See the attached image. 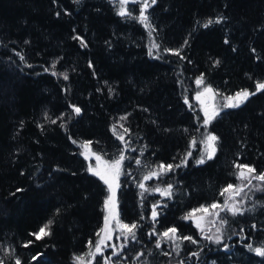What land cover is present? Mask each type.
I'll use <instances>...</instances> for the list:
<instances>
[{"label":"trees","instance_id":"1","mask_svg":"<svg viewBox=\"0 0 264 264\" xmlns=\"http://www.w3.org/2000/svg\"><path fill=\"white\" fill-rule=\"evenodd\" d=\"M118 13L116 0H0V260L73 264L90 251V240L94 246L106 184L88 171L80 142L89 140L107 160L122 151L126 157L118 209L139 227L118 258L142 253L155 264L166 261L168 240L150 234L174 226L179 237L197 241H176V264L192 250L198 255L184 264H264L247 247H264V191L245 195L243 215L221 212L226 250L183 219L192 208L224 202L222 189L238 182L236 164L264 171V91L256 92L264 81V0H157L147 9L150 28L136 9ZM151 40L159 48L149 55ZM201 76L221 97L240 89L256 94L221 107L205 127L194 100ZM207 132L219 138L216 154L196 164ZM161 164L179 167L143 181ZM141 181L151 189L171 184L172 195L142 197ZM49 221L51 234L36 240L32 233Z\"/></svg>","mask_w":264,"mask_h":264},{"label":"snow or ice","instance_id":"2","mask_svg":"<svg viewBox=\"0 0 264 264\" xmlns=\"http://www.w3.org/2000/svg\"><path fill=\"white\" fill-rule=\"evenodd\" d=\"M129 2L130 0H119L120 11L118 14L120 16H125L129 14L125 7ZM131 2L136 3L138 2V0H131ZM156 2L157 0H143L141 4L140 15L138 19L140 20L141 23L145 25V27H148V28L151 27L150 24H148L149 18L145 13L147 9H149ZM214 22L220 23V20L219 19H217L216 21L209 20L204 25V27H207L209 24L214 23ZM149 35L151 36V32H149ZM185 43H187V41H185ZM153 48H159V45L153 42L149 49V55H152ZM166 51H170V52L174 51V54L179 55V50L166 49ZM21 59H23V57H21ZM217 63H219V61H217ZM53 67H55V63L53 64ZM45 71H48V69H45ZM52 74L56 75L55 72H53ZM62 75L64 76V79H68L66 74H62ZM196 83L198 86L203 84V76L197 78ZM261 91H264V82H257L256 92H261ZM256 92H249L247 89L241 90L237 92L234 97L233 96L226 97L225 100L228 102L224 103L222 107L223 108L239 107L242 103H244L249 98V96L255 95ZM205 93L210 94L213 98L216 95V93L210 87H207L204 89L203 93H198L196 98L199 100L201 96L204 95ZM185 102L187 103V98L185 99ZM71 107L73 108V111L77 115H79L81 109L74 105ZM221 110H222L221 107H217L215 105L211 107V110L208 107H205L203 109L204 126L207 127V125L220 114ZM123 119H126V117H121V120ZM52 123H56V121L53 120ZM127 131L128 129H124L125 133ZM113 134L117 135V138L121 140V142L125 143V148L128 147L127 143L124 140V135L116 133L115 126H113ZM218 139L219 138L216 135L211 134V133H208L205 136V139L201 141V143L205 145V155H202L200 159L196 160V164H204L206 162V159L207 160L213 159L217 151L216 142L218 141ZM73 143H75V141H73ZM192 143H193V146H195L196 141L193 140ZM90 145H91V142H86L85 144L81 145V147L86 149V151L82 153V155H84L85 159H89L90 155L94 156L97 164L95 167H93L92 164H89L88 171L91 174L99 177V179L102 180L108 186L109 196L106 198L104 202V207H105L107 214L104 217V226L96 233V236L98 237V239L96 240L94 246H93V242L90 240L88 242V247L90 251L84 255L74 256L73 264H93V261L96 260L98 256H103L104 249L108 247L112 248V253L110 256L104 257L103 264H112L113 257L119 256L122 253V251L128 246L129 239H131L132 241L137 240L136 229L139 227V225L135 222H133L132 224L123 223L119 219L118 213L115 212V188L119 187V185L116 184L115 182L118 180L119 176L121 175L122 163L126 159L123 151L121 152V155L119 156L118 159L109 163L107 161H103L100 155H96L95 153H92ZM188 156H191V152L188 153ZM188 156L185 157V160L182 161V163L187 162ZM136 163L139 165L141 161L137 159ZM174 167H179V165L174 166L171 164L169 165L161 164L158 166L159 168L158 171H153L149 175H145L143 177V181L150 180L153 177H159L171 171ZM235 167L239 169V171L236 173L237 179L242 180V181L246 180L247 181L246 185H244L243 187L234 186L232 184L227 185V187L222 189L220 193L221 196H225L223 205L213 203L212 205L208 207L201 206L200 209H195L193 210L192 213H189L188 215L183 217V219L189 220L193 218L196 212L204 213L203 216L196 218V227L199 228L202 233L205 231L204 222L206 220V217L209 215L213 217H219L220 212H228V213H231L232 216H236L238 214L239 215L244 214L245 209L240 207L239 204H237L234 199L236 196H239L243 192L244 187L252 186L257 191H264V186L260 184H257V185L252 184L253 180L264 182V172L256 174V169L254 167L243 165V164H236ZM143 181H141L138 185L139 188L142 190L141 191L142 197L145 192H153V191L159 192L161 196L171 197L172 187H173L171 184H169L167 188H164V189H161L158 187L155 189H151V188H146L145 183ZM240 203H243V201H241ZM157 207L158 205L152 206L151 218L153 221L156 220V217L158 215L156 211ZM143 218L144 217H142V219ZM113 222H115L114 227H113ZM207 222L214 223V221H207ZM226 222H227L226 220L220 219L219 220L220 226L216 227V232L212 235H207L204 238L209 241H213L214 243H217V244L221 243L223 239L221 230ZM50 224H51V221H49L48 224H45L43 227H41L38 233H32V235L35 236L36 240H41L43 237L49 236L51 234L50 229H49ZM253 228H255V225H253ZM241 232H243V229H241ZM113 233H118V235H116L115 237L117 241H120L122 238V243H120L118 246L115 244L109 243L113 238ZM150 235H159L160 237H163L165 240H169L173 242L180 241L181 239H183V240L191 241L192 243H197V241L194 240L190 236H186L182 238L179 237L177 235V229L175 227L169 228L163 233H159V234L153 231ZM31 243L32 241L28 242V244H31ZM28 244H25V247H27ZM155 246L156 248H160L161 246L160 239H157ZM247 247L251 251H254L258 256L264 257V247L253 248L251 244H248ZM224 248L228 249L229 245L224 244ZM179 249H180V244L175 243V250L179 252ZM165 254L167 255L168 253H165ZM140 255H142V253H137V256H140ZM191 255L197 256L198 253H192ZM85 256L91 257V259L86 261ZM33 259H36V257H33ZM0 264H3V260H0ZM15 264H21V261L17 259L15 261Z\"/></svg>","mask_w":264,"mask_h":264},{"label":"rangeland","instance_id":"3","mask_svg":"<svg viewBox=\"0 0 264 264\" xmlns=\"http://www.w3.org/2000/svg\"><path fill=\"white\" fill-rule=\"evenodd\" d=\"M117 1V6H118V9H119V11H120V4H119V0H116ZM142 2H143V0H138V2H136V3H132L131 2V0H130V2L125 6L126 7V10H127V12H129V11H133L134 9H136L137 11H138V16L140 15V7H141V4H142ZM146 13H147V11H146ZM145 13V14H146ZM148 24H149V20H148ZM154 41L153 40H151V45H152V43H153ZM261 82H264V81H261ZM207 87H210L212 90H213V88L211 87V86H209V85H207V84H205V83H203V84H201V85H199L198 86V89H197V92L195 93V96H194V100L196 101V103H197V105H198V107H199V109H200V111L203 113V115H204V111H203V109L205 108V107H208L210 110H211V107L213 106V105H215V106H217V107H222L223 106V104L224 103H226V102H228V101H226L225 100V98L226 97H229V96H235V94L237 93V92H239V91H241V90H244V89H240V90H237L236 92H233V93H230V94H226V96H223V97H221V96H219L217 93H216V90H213L215 93H216V95H215V97L213 98L210 94H207V93H205L204 95H202L201 96V98L198 100L196 97H197V94L198 93H203L204 92V89L205 88H207ZM116 132L117 133H119L120 134V132H119V130H117L116 129ZM208 133H211V134H214V133H212V132H207L205 135H207ZM215 135V134H214ZM205 139V137L203 138V140ZM86 142H90L89 140H86V141H82V142H80V149L83 151V152H85L86 151V149L85 148H83V147H81V145H83V144H85ZM90 148H91V152L92 153H95L96 155H100L101 157H102V160L103 161H107V162H109V163H111L112 161H114V160H116V159H113V160H107V159H105L102 155H101V153L97 150H94L93 149V147H92V144L90 145ZM204 155H205V148H204ZM86 161H88V164H87V167L89 166V164H92V166L93 167H95L96 166V164H97V162H96V160H95V158H94V156H89V159H86ZM249 166V165H248ZM264 172V171H263ZM119 179V178H118ZM116 184H118L119 185V181L117 180L116 182H115ZM230 184H232V183H230ZM247 184V181L246 180H244V181H242V180H239L238 179V182H237V184H235L234 186H241V187H243L244 185H246ZM229 185V184H228ZM233 185V184H232ZM115 186V185H114ZM225 187H227V185L225 186ZM164 188H167V186H164ZM164 188H162V189H164ZM252 188H254V187H252V186H248V188H246L245 189V187L243 188V189H245L239 196H236L234 199H235V201H236V203L237 204H239V206L240 207H243L244 206V203H245V200H246V196H247V194L252 190ZM117 189H118V187H116L115 188V212L116 213H118V216H119V219L123 222V223H127V224H129L127 221H125L124 219H121L120 218V214H119V209H118V203H117V195H118V192H117ZM106 195L104 196V200H103V204H104V202H105V200H106V198L109 196V190H108V186L106 185ZM227 195V194H226ZM246 195V196H245ZM224 198H225V196H223ZM241 201H243V203H240ZM213 203H216V204H220V205H223V203H221V202H212V203H210L209 204V206L210 205H212ZM201 206H205V207H208V205H200V206H198V207H195V208H192V209H190V210H188L189 212H188V214L189 213H192L193 212V210H195V209H200L201 208ZM218 211V210H217ZM107 213H106V210H105V207H104V213H103V215H104V217H105V215H106ZM187 214V215H188ZM220 214H221V212H220ZM204 215V213H202V212H196L195 213V215L193 216V218L192 219H190L194 224H195V226H196V218H198V217H200V216H203ZM104 217H103V220H102V223H101V228L104 226ZM222 217H221V215H219V217H213V216H211V215H209V216H207L206 217V220H205V222H204V228H205V231L202 233L201 232V230L199 229V228H197V231H198V233L200 232L201 233V235H202V239L203 240H205V236H207V235H212V234H214L215 232H216V227H219L220 225H219V220L221 219ZM207 221H214V223H208ZM115 226V222H113V227ZM172 227H174V226H168V227H166V229H164L161 233H163L164 231H166L167 229H169V228H172ZM100 228V229H101ZM223 229V228H222ZM221 232H222V236H223V239H222V241H221V243H219V244H217V243H215V245L217 246V247H219V248H221L222 246H224V244H227V242H226V235H225V233H224V231L223 230H221ZM114 234V233H113ZM117 235H118V233H116ZM97 239H98V237H97ZM96 239V240H97ZM161 240V239H160ZM165 240V239H164ZM202 240V241H203ZM228 240V239H227ZM96 242V241H95ZM213 242V241H212ZM175 243L176 242H173V241H169L168 240V242H167V246H163V247H165V249L168 251V254H169V252L170 253H174V251H175ZM214 243V242H213ZM174 244V245H173ZM168 247V248H167ZM173 248V249H172ZM169 249V250H168ZM224 250V249H223ZM226 250V249H225ZM151 255H147L145 258H141V257H136V255H135V257H130V256H128V259H129V263L128 264H154V259L152 258V257H150ZM139 258H141V259H139Z\"/></svg>","mask_w":264,"mask_h":264},{"label":"flooded vegetation","instance_id":"4","mask_svg":"<svg viewBox=\"0 0 264 264\" xmlns=\"http://www.w3.org/2000/svg\"><path fill=\"white\" fill-rule=\"evenodd\" d=\"M116 233H114L113 234V238H112V240L109 242V243H111V244H115V245H119L120 243H122V238H121V240L120 241H117L116 240ZM201 237H202V235H201ZM226 242H227V244L229 245V240H226ZM201 243H203L202 242V239H201ZM202 245H205V243H203ZM162 246H164V245H162ZM202 247H204V246H201L200 245V248L198 249V251L200 252V250L202 249ZM173 249V248H172ZM221 250L222 249H225L224 248V246H222L221 248H220ZM94 250V249H93ZM88 253V252H87ZM111 253H112V248L111 247H108V248H105L104 249V253H103V256H98L97 258H96V260H94L93 261V264H103V260H104V257H106V256H110L111 255ZM168 253V252H167ZM190 253H197V252H195V250H192V251H189V253H182V254H180L181 256H180V258H179V260H178V262L180 263V264H184V259L186 258V256H189V254ZM165 256H167V260L166 261H163V260H161V261H159L157 264H176V262H175V254H173V253H170L169 252V254H167V255H165ZM119 256H116V257H113V259H112V264H128L129 263V260L127 261V257L125 256V255H123L122 256V258L123 259H121V258H118ZM184 257V258H183ZM89 259H91V257H88V256H85V260L87 261V260H89ZM178 263V264H179ZM155 264V263H154Z\"/></svg>","mask_w":264,"mask_h":264}]
</instances>
